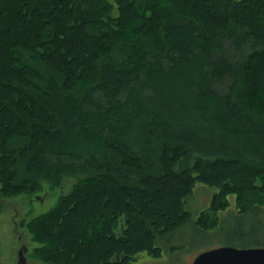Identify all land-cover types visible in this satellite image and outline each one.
I'll return each instance as SVG.
<instances>
[{"label":"trees","instance_id":"obj_1","mask_svg":"<svg viewBox=\"0 0 264 264\" xmlns=\"http://www.w3.org/2000/svg\"><path fill=\"white\" fill-rule=\"evenodd\" d=\"M67 179L45 264L160 257L197 183L205 231L264 207V0H0V213Z\"/></svg>","mask_w":264,"mask_h":264},{"label":"rangeland","instance_id":"obj_2","mask_svg":"<svg viewBox=\"0 0 264 264\" xmlns=\"http://www.w3.org/2000/svg\"><path fill=\"white\" fill-rule=\"evenodd\" d=\"M74 182L67 179L57 189H51L45 183L38 193L4 201V209L0 213V258L3 264H18L23 243L28 264H45L29 256L37 244L20 223L51 210L62 194L70 192ZM217 191L216 187L197 183L193 194L184 200L192 222L157 239L156 245L162 250L160 257L140 252L133 256V261L137 264H192L201 253L220 247L264 248V207L241 214L235 196L229 197L227 208L216 213L219 221L215 228L205 231L194 224L198 215L210 207Z\"/></svg>","mask_w":264,"mask_h":264},{"label":"water","instance_id":"obj_3","mask_svg":"<svg viewBox=\"0 0 264 264\" xmlns=\"http://www.w3.org/2000/svg\"><path fill=\"white\" fill-rule=\"evenodd\" d=\"M18 264H27L25 243L20 249ZM192 264H264V248L220 247L201 253Z\"/></svg>","mask_w":264,"mask_h":264},{"label":"bare ground","instance_id":"obj_4","mask_svg":"<svg viewBox=\"0 0 264 264\" xmlns=\"http://www.w3.org/2000/svg\"><path fill=\"white\" fill-rule=\"evenodd\" d=\"M27 259V258H26ZM28 264V263H27Z\"/></svg>","mask_w":264,"mask_h":264}]
</instances>
